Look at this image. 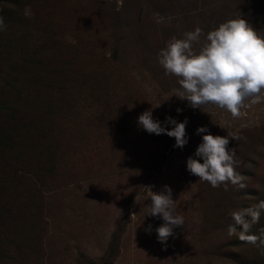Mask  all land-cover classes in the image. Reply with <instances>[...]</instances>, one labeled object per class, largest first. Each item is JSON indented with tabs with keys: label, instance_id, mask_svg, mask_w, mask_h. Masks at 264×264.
<instances>
[{
	"label": "rangeland",
	"instance_id": "374dc122",
	"mask_svg": "<svg viewBox=\"0 0 264 264\" xmlns=\"http://www.w3.org/2000/svg\"><path fill=\"white\" fill-rule=\"evenodd\" d=\"M0 16V264H264L227 234L231 211L264 201V101L235 120L193 109L157 60L172 37L230 19L264 36V0H3ZM149 110L168 131L167 117L187 119L188 143L146 132ZM228 133L242 137L228 148L246 187L225 191L187 159L203 135ZM164 186L185 220L166 245L162 218L146 216ZM262 227L264 215L250 234Z\"/></svg>",
	"mask_w": 264,
	"mask_h": 264
},
{
	"label": "clouds",
	"instance_id": "9594fccd",
	"mask_svg": "<svg viewBox=\"0 0 264 264\" xmlns=\"http://www.w3.org/2000/svg\"><path fill=\"white\" fill-rule=\"evenodd\" d=\"M24 15H33L30 6L25 7ZM6 29L4 17L0 16V31ZM194 44L201 45L198 52L193 49ZM157 60L166 76L177 78L179 87L172 89V96L187 100L193 109L215 106L230 113L235 120L243 115L242 109L264 101V36L243 18L221 23L206 35L197 27L184 33L183 39L172 37L158 53ZM177 112L180 113L181 109ZM187 123V119L177 123L167 117L165 124L174 126L168 131L153 119L150 110L138 117V125L146 132L175 138L174 147L181 149L188 143ZM207 132L206 127L196 130L197 135ZM229 138L242 139L236 133H228V137L203 135L202 143L194 154L199 159H187L188 172L199 177V181L208 182L212 188L223 187L228 191L230 185L236 189L246 187L243 183L246 177L236 170L241 164L240 158L235 149L228 148ZM172 195L168 186H164L159 193L150 190L151 203L146 207V216H159L164 221L155 229L158 242L164 245L173 236V229L185 224L184 216L176 210ZM262 215L264 201L231 211L234 223L228 226L227 234L229 237L238 235L241 242L253 245L264 255V227L258 230V234H250ZM237 226L242 230L238 231ZM145 231L151 233L152 226L149 225Z\"/></svg>",
	"mask_w": 264,
	"mask_h": 264
},
{
	"label": "trees",
	"instance_id": "16d2710c",
	"mask_svg": "<svg viewBox=\"0 0 264 264\" xmlns=\"http://www.w3.org/2000/svg\"><path fill=\"white\" fill-rule=\"evenodd\" d=\"M3 0H0V2H2Z\"/></svg>",
	"mask_w": 264,
	"mask_h": 264
}]
</instances>
